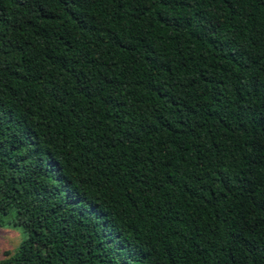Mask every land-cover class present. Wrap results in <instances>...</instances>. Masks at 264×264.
I'll use <instances>...</instances> for the list:
<instances>
[{"label":"trees","instance_id":"trees-1","mask_svg":"<svg viewBox=\"0 0 264 264\" xmlns=\"http://www.w3.org/2000/svg\"><path fill=\"white\" fill-rule=\"evenodd\" d=\"M0 264H264V0H0Z\"/></svg>","mask_w":264,"mask_h":264},{"label":"rangeland","instance_id":"rangeland-1","mask_svg":"<svg viewBox=\"0 0 264 264\" xmlns=\"http://www.w3.org/2000/svg\"><path fill=\"white\" fill-rule=\"evenodd\" d=\"M24 238L25 233L21 227L0 226V259L5 256L7 251H10L11 253L16 252Z\"/></svg>","mask_w":264,"mask_h":264}]
</instances>
